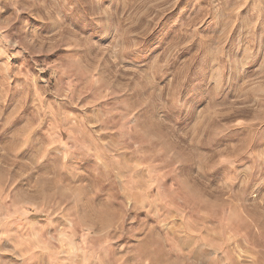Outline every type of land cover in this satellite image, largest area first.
Returning a JSON list of instances; mask_svg holds the SVG:
<instances>
[{
  "label": "rangeland",
  "instance_id": "374dc122",
  "mask_svg": "<svg viewBox=\"0 0 264 264\" xmlns=\"http://www.w3.org/2000/svg\"><path fill=\"white\" fill-rule=\"evenodd\" d=\"M0 264H264V0H0Z\"/></svg>",
  "mask_w": 264,
  "mask_h": 264
},
{
  "label": "snow or ice",
  "instance_id": "6c2138e0",
  "mask_svg": "<svg viewBox=\"0 0 264 264\" xmlns=\"http://www.w3.org/2000/svg\"><path fill=\"white\" fill-rule=\"evenodd\" d=\"M105 2H106V0H105Z\"/></svg>",
  "mask_w": 264,
  "mask_h": 264
}]
</instances>
